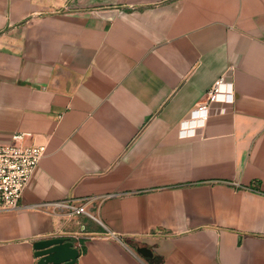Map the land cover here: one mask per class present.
Masks as SVG:
<instances>
[{
	"label": "crops",
	"instance_id": "obj_1",
	"mask_svg": "<svg viewBox=\"0 0 264 264\" xmlns=\"http://www.w3.org/2000/svg\"><path fill=\"white\" fill-rule=\"evenodd\" d=\"M1 143L46 151L0 264L69 235L75 264H264V0H0Z\"/></svg>",
	"mask_w": 264,
	"mask_h": 264
},
{
	"label": "built area",
	"instance_id": "obj_2",
	"mask_svg": "<svg viewBox=\"0 0 264 264\" xmlns=\"http://www.w3.org/2000/svg\"><path fill=\"white\" fill-rule=\"evenodd\" d=\"M233 95L232 82L224 77L215 81L206 99L196 108L198 112L197 127L202 125L209 118L211 105L219 100L229 99ZM24 134L15 136L16 140H21ZM46 151L45 145H23L19 143L0 144V211L17 208L20 199L25 191L36 167L41 161ZM93 197H85L80 200H64L45 204L61 212L63 215L76 216L89 214L88 204ZM112 235H115L112 233ZM69 235L67 237H70Z\"/></svg>",
	"mask_w": 264,
	"mask_h": 264
},
{
	"label": "water",
	"instance_id": "obj_3",
	"mask_svg": "<svg viewBox=\"0 0 264 264\" xmlns=\"http://www.w3.org/2000/svg\"><path fill=\"white\" fill-rule=\"evenodd\" d=\"M38 264H75L81 249L67 236H51L37 239L33 243ZM137 252L146 258L153 257V251L147 246H138Z\"/></svg>",
	"mask_w": 264,
	"mask_h": 264
}]
</instances>
